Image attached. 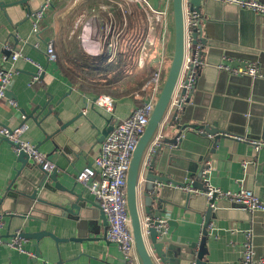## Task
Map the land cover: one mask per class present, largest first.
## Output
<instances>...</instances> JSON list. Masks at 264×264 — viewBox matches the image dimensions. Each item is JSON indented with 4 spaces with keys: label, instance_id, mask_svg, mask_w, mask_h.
<instances>
[{
    "label": "crops",
    "instance_id": "crops-1",
    "mask_svg": "<svg viewBox=\"0 0 264 264\" xmlns=\"http://www.w3.org/2000/svg\"><path fill=\"white\" fill-rule=\"evenodd\" d=\"M15 1L0 0V3ZM85 1L53 0L37 33L33 31L32 14L40 9L43 0L31 1L32 13L27 11L29 4L25 8L8 5L0 10V69L15 70L8 96L0 98V124L24 123L26 129L22 138L35 145L39 143L38 148L54 164L58 182L63 186L56 188V182L50 180L43 196L47 204L31 207L33 202L26 194H30L40 180L41 170L24 168L20 172L21 163L12 144L0 137V197L14 194L2 204L0 237L7 241L17 231L46 232L40 240L25 237V248L31 255L1 243L0 264H34L37 245L41 257L35 264H125L117 244L105 240L108 226L101 218L99 202L77 181V173L99 153L102 131L131 116L151 94L152 89L145 85L159 53L163 52L165 60L163 71L169 68L172 0H148L153 8L169 11L166 39L163 46L158 44L149 50L144 67H139L140 50L131 54L129 74L118 82L111 94H106L114 99L111 112L95 102L100 95L81 89L65 73L57 57L50 60L46 52L48 43L53 41L56 56L61 57L66 52H71L74 58L84 56L77 40L70 38L74 34L76 15L86 13L83 11ZM205 2L208 3L206 17L211 22L210 44L205 48L206 63L198 70L186 120L191 123L213 120L230 133L209 136V140H214L212 144L188 132L183 135L179 149L169 146L165 170L169 178L204 190L207 186L200 171L210 168L212 186L224 191L246 187L264 199V146L256 147V144H264V77L235 76L218 69L221 62L231 67L256 63L259 72L264 71V16L242 11V22L237 6L217 0ZM156 33L160 36V30ZM6 42L43 66V76L38 81L31 83L38 71L34 62L20 58L13 64L5 58ZM120 47L127 51L119 44V50ZM255 57L258 59L249 60ZM93 58L98 61L101 57ZM146 77L148 79L139 87L138 82ZM128 88L132 89L124 93ZM9 98L16 100L17 106L11 105ZM34 109V116L39 115L38 122L30 116ZM49 110L51 114L47 116ZM174 110L169 109V117ZM167 121L158 131L163 137L173 136L178 125L176 121L170 127ZM244 125L247 129L242 135ZM69 190L82 194L87 200L79 201ZM171 190L174 191L171 192L174 193L173 204L168 206L169 213L164 219L173 220L172 224H167V234L176 241L173 248L181 255L173 257L169 264H190L193 256L187 246L192 242H197L199 250L204 251L205 264H242L243 244L249 232L253 234L257 257H264V212L224 206L213 211L214 215H208L206 196L196 195L186 201L180 196L186 191ZM73 202L79 205V210L73 207ZM211 223L214 229L209 228Z\"/></svg>",
    "mask_w": 264,
    "mask_h": 264
},
{
    "label": "built area",
    "instance_id": "built-area-1",
    "mask_svg": "<svg viewBox=\"0 0 264 264\" xmlns=\"http://www.w3.org/2000/svg\"><path fill=\"white\" fill-rule=\"evenodd\" d=\"M114 1V0H111ZM124 1V0H121ZM139 5L146 13L148 26L146 36L142 42L139 56V67L146 65V59L150 56V49L158 44L164 45L168 31L169 11L167 9H155L148 0H126ZM223 4L235 5L239 9L249 10L254 14L264 16V3L260 0H218ZM125 2V1H124ZM53 0H43L40 9L33 12V31L39 32L40 21L45 17L46 12L51 9ZM127 3V2H126ZM123 10H126L122 3H119ZM102 11H108V5L101 6ZM110 20H100L98 15H91L83 27L81 35L82 45L85 51L93 57H104L108 61L113 60L119 52L120 38L123 29L117 26L112 13L109 12ZM196 16L191 11L190 0H184V17L186 29V53L181 75L177 84L176 92L169 109H176L179 106V101L186 98L182 95L184 88L190 89L198 78L199 68L204 66V63L199 61V52L202 49L201 43L193 45L192 43V27L194 26L193 17ZM126 25V22H125ZM160 30V36L157 31ZM101 31V39L97 40V35ZM38 46V44H36ZM6 59L14 64L20 58L34 62L29 57L24 56L20 49H15L6 42L4 44ZM195 51V52H194ZM48 58L56 60L54 42L51 41L46 49ZM163 52L159 53L154 62V72L150 80L146 83L145 88L150 87L151 94L148 98L138 106L131 116L116 122L113 129L105 137L101 144L99 153L93 161L79 170L77 173V181L84 184L99 202L100 208L104 211L108 220V229L105 234V240L116 243L119 247L125 264H141L135 245V238L129 214L128 198H127V180L133 158L134 150L146 131L150 118L153 114L157 97L160 92V87L163 82L162 72L164 64ZM38 71L32 78L31 83L38 81L44 72L43 66L34 62ZM218 69L228 71L234 75H249L252 77L262 76L259 73V68L256 63H249L247 66L231 67L227 62L218 64ZM15 70L0 69V98L8 96L9 88L13 82ZM99 106L113 111L114 99L106 94L97 97L95 101ZM9 103L17 106V101L9 98ZM85 112V111H84ZM26 129V125L21 123L16 126H7L0 124V137L8 139L16 153L25 152L30 161L34 165H39L46 172H53L56 168L48 159V156L42 152L35 144H32L22 138V134ZM162 134L158 132L147 147L144 166L150 164L151 158L162 140ZM264 144H256L257 148H261ZM247 170L248 162L244 163ZM210 168H204L202 178L205 181L206 189L192 187L190 185L179 186L180 189L192 193L194 195H204L209 200L215 198L217 201H226L236 204L237 207L247 211L264 212V199H262L254 190L242 188L237 191H224L218 187H214L209 182ZM157 185H162L158 183ZM214 207L215 204L211 203ZM150 217H146L144 222L147 223ZM1 225V223H0ZM159 230L167 232V220L161 219ZM210 229H214L213 223L209 224ZM27 239L22 236L21 231L9 239L4 240L0 237V244L5 243L12 249L19 252L31 253L25 248ZM242 264H264V257H257L256 249L253 242V234L249 232L243 244V261Z\"/></svg>",
    "mask_w": 264,
    "mask_h": 264
},
{
    "label": "water",
    "instance_id": "water-1",
    "mask_svg": "<svg viewBox=\"0 0 264 264\" xmlns=\"http://www.w3.org/2000/svg\"><path fill=\"white\" fill-rule=\"evenodd\" d=\"M31 1L32 0H17L15 2H11V4L1 2L0 10L9 7L8 5H20L25 8V6L29 4L27 11L32 13ZM205 1L206 0H190L191 11L196 15L193 17L194 26L192 27V43L193 45L201 43L202 49L199 52V61L203 62L204 64L206 63L205 48L210 44L208 39L210 37L209 29L211 27V22L206 17V13L208 12V3ZM240 10V19L243 22L244 15L242 16V11L246 12L249 10ZM171 11L173 17V50L170 51V65L167 70L166 77L161 84L160 92L158 94L149 125L144 134L141 136L136 149L134 150L127 180L129 214L131 218L137 254L141 264H169L172 263L173 257H178L181 255V252H177V250L173 248V246L176 244V241H174L173 238L167 234V232H163L158 228L160 225V220L169 213L168 206L173 204L171 199H173L174 193L171 192L174 191L171 189H180L179 186L187 185L186 183H181L169 178V174L165 170L167 160L166 152L169 149V146H174L176 149H179L184 140L183 135H186L190 131V133L199 135L205 141H212V144L214 143V140H209V136L212 137L217 134L228 135L230 133L229 130H226V128L219 124V122H215L213 120L193 123L189 122V120H186L188 119V105H190L197 83H194L189 90L186 88L183 89L181 94L183 96L186 95V98L184 100L181 99L179 101V106L173 111L170 117L168 116L170 104L176 92L186 53L184 0H172ZM96 39H101V31L97 35ZM263 55L264 54H262V56ZM257 59L258 58L255 57L249 60ZM225 72L229 73L228 71ZM259 73L264 77L263 70H261ZM244 76L247 77L249 75ZM36 110L34 109L30 116H32L34 120L38 122L37 119L39 115L37 114V118L34 116ZM50 114L51 111L49 110L47 116ZM26 117L27 116H25V119ZM165 120H168L167 124L170 127L173 126L174 122H178L176 133L173 136L162 137L161 143L153 154L150 164L146 167L144 166V158L147 147L154 136L158 133L160 126L165 122ZM248 126L250 127L251 125L249 124ZM112 129L113 125L110 124V126L102 131V140L105 139ZM246 129L247 125H244L241 128L242 135L246 133ZM2 139L12 144L8 139ZM36 146L39 147V143L36 144ZM251 146L255 148L254 144ZM16 154L18 162L21 163V168L19 169L20 172L24 168H36L41 170L40 180L34 185L33 191L30 194H26L27 198L33 202L31 207L34 208V204H47V199L43 198V196L48 191L47 188L49 181L53 180L56 182V188L63 187L60 182H58L57 169H55L53 172H46L42 170L41 166L34 165L25 152L20 151ZM202 172L203 170L200 171L201 177ZM141 176H143V180ZM158 183H162V185H157ZM85 188L87 187L85 186ZM69 191L73 194H76L73 190ZM13 195V193H10L0 197V211L2 210V204L4 201L9 196L13 197ZM76 195L78 196L79 201L87 200L82 194ZM180 196L184 197L186 201H190L191 198L196 197V195L189 192H181ZM207 200L209 201L207 211L208 215H214L213 211L223 208L224 206H238L232 203L225 205L228 202L217 201L214 197L210 200L207 198ZM211 203H214L215 206L212 207ZM73 207L79 210V205L77 203L73 202ZM146 217H150V220L147 223L144 222ZM101 218L104 220L105 226H108L107 216L102 209ZM172 223L173 220H167V224ZM44 234H46V232H22V236L36 240H40ZM197 245V242H192L187 246L192 250L191 254L193 257L190 264H205L204 251L199 250V246ZM36 252L37 256L33 259L34 264L37 262V258L41 257L39 245H37Z\"/></svg>",
    "mask_w": 264,
    "mask_h": 264
},
{
    "label": "trees",
    "instance_id": "trees-1",
    "mask_svg": "<svg viewBox=\"0 0 264 264\" xmlns=\"http://www.w3.org/2000/svg\"><path fill=\"white\" fill-rule=\"evenodd\" d=\"M103 4L108 5L113 15L118 19L119 27L123 29L120 38V46L126 47L127 51H124L122 47H120L116 57L111 61H108L107 58L104 57H101L98 61L95 58H74L71 52H66L62 54L61 57L60 55L57 56V60L60 61L61 67L65 73L72 78L76 85L85 91L94 92L97 95L103 93L111 94V91L115 90L118 82L129 74L128 70L131 68V66H129L131 63L130 56L133 53L139 52L147 32V15L137 4L132 5L131 13L127 15L116 1L86 0L83 5V11L88 15H92L101 11L100 9ZM133 17H135L133 20L137 21L138 24L140 22H142V24H139L140 31H136L135 35L132 33L131 37L128 33L133 32L130 22V19ZM167 70V67H165L162 72L163 80L166 77ZM153 72V69L149 71L150 78ZM148 77L139 81L138 86L141 87ZM131 89L132 88H128L123 92L126 93Z\"/></svg>",
    "mask_w": 264,
    "mask_h": 264
},
{
    "label": "rangeland",
    "instance_id": "rangeland-1",
    "mask_svg": "<svg viewBox=\"0 0 264 264\" xmlns=\"http://www.w3.org/2000/svg\"><path fill=\"white\" fill-rule=\"evenodd\" d=\"M114 1H116L118 3H122L124 5V7H125L126 10H123V12L124 13H127V15L131 13L132 5H136L134 2L126 1V0H124L125 2L124 1H121V0H114ZM109 12L112 13L111 10H110V8H109V6H108V11L107 12L102 11L101 14H98V12H96V13H94L92 15H98L100 20H105L106 21V20H110ZM112 15H113V13H112ZM90 16L91 15H87L86 13L81 14L80 17H79V15L78 16L76 15L75 20H74V24H73L74 34H73L72 38H70V40H73L74 38L77 40L80 53H81V55L82 54L84 55V56H82V58H86V57L87 58H93V55H89L87 53V51L84 50L83 45H82V40H81V35L84 33L83 32V27H84L86 21L88 20V18ZM113 17H114V19L117 22V26L119 27V23H118L119 21H118V19L114 15H113ZM133 19H135V17H133L132 19H130L131 26H132V31L133 32L130 31L131 33H128L129 36H131V37H132V33L135 35V32L136 31H138V32L140 31L139 24H142V22H140L138 24L137 21H135ZM128 22H129V18H128ZM147 23H148V20H147ZM170 27H171V38H170V42L168 44V49L170 51H172L173 50V22H172V18L170 19Z\"/></svg>",
    "mask_w": 264,
    "mask_h": 264
}]
</instances>
